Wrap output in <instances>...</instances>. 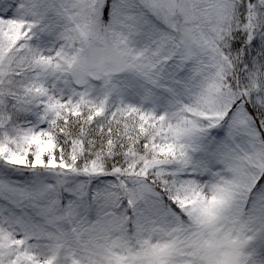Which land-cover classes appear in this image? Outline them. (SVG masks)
<instances>
[{
  "label": "snow or ice",
  "instance_id": "obj_1",
  "mask_svg": "<svg viewBox=\"0 0 264 264\" xmlns=\"http://www.w3.org/2000/svg\"><path fill=\"white\" fill-rule=\"evenodd\" d=\"M0 264H264V0H0Z\"/></svg>",
  "mask_w": 264,
  "mask_h": 264
}]
</instances>
